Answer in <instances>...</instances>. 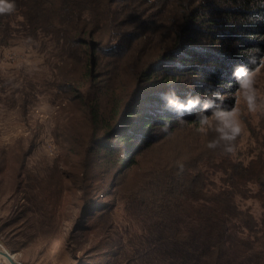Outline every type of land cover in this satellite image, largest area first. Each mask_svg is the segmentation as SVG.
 Wrapping results in <instances>:
<instances>
[{"label":"trees","instance_id":"1","mask_svg":"<svg viewBox=\"0 0 264 264\" xmlns=\"http://www.w3.org/2000/svg\"><path fill=\"white\" fill-rule=\"evenodd\" d=\"M13 2L14 11L0 15V92L19 79L2 68L9 48L53 55L39 84L65 111L52 134L77 157L70 178L80 190L67 239L107 229L118 209L132 221L134 262L264 264V131L254 156L212 151L211 138L182 135L198 125L200 109L180 125L161 99L171 89L182 99L219 92L223 107H236L234 66L251 70L264 57V0ZM26 88L23 96H36ZM148 151L159 156L147 168ZM104 238L94 248L113 259L119 251Z\"/></svg>","mask_w":264,"mask_h":264},{"label":"rangeland","instance_id":"2","mask_svg":"<svg viewBox=\"0 0 264 264\" xmlns=\"http://www.w3.org/2000/svg\"><path fill=\"white\" fill-rule=\"evenodd\" d=\"M9 49L4 54L9 61H4L2 68L9 78L19 79L9 90L0 92V248L18 264H143L132 261L136 257L129 259L134 254L129 241L134 234L128 232L132 221L123 210L116 209L110 215L107 229L74 241L67 239L80 210V190L70 178L71 173H77V157L69 151L64 136H53L55 121L65 111L48 103L51 95L47 85L39 84L54 57L46 52L30 58L34 54L24 49ZM26 73L33 75L32 81L23 77ZM51 76L49 73L47 79ZM28 86L38 90L36 96H23L21 91L28 93ZM255 88L258 102H264V66L258 69ZM236 107L241 110L245 132L236 140L232 156H254L261 148L264 111L248 112L243 99ZM198 126H191L182 135L215 137L211 130L207 134L198 132ZM158 156L148 151L145 166H152ZM162 159L169 158L162 154ZM246 198L256 205L253 197ZM102 236L106 247L115 246L119 251L113 259L99 255L102 250L94 248V242ZM0 264L11 263L0 255Z\"/></svg>","mask_w":264,"mask_h":264},{"label":"clouds","instance_id":"3","mask_svg":"<svg viewBox=\"0 0 264 264\" xmlns=\"http://www.w3.org/2000/svg\"><path fill=\"white\" fill-rule=\"evenodd\" d=\"M15 4L13 0H0V15L14 11ZM259 50H250L258 52ZM257 56L250 55L249 63L257 64ZM259 66H264V57L259 58ZM248 69L245 65L238 64L234 66L232 78L237 83L235 96L237 103L243 99L248 112L255 113L264 111V102H258L257 89L255 88L256 75L258 67ZM164 110L170 112L181 119L178 124L187 123L183 119L184 115L196 112L193 122L198 123L197 131L207 134L210 130L215 133V137L208 141L206 147L209 150H221L226 155L235 154L236 140L245 132L244 122L241 119V110L239 107L225 108L222 105L223 97L219 92H212L205 99L201 100L200 96L187 95L183 99L177 95L174 89L163 93L161 96ZM218 101L220 103H218ZM208 113H211L210 115ZM170 122L165 119L161 131L167 132ZM181 170L183 166L180 165Z\"/></svg>","mask_w":264,"mask_h":264},{"label":"bare ground","instance_id":"4","mask_svg":"<svg viewBox=\"0 0 264 264\" xmlns=\"http://www.w3.org/2000/svg\"><path fill=\"white\" fill-rule=\"evenodd\" d=\"M4 252H5V253H8V251H6V250L0 248V255L5 256V257H8ZM8 254L12 257V255H11L10 253H8ZM5 260H6V259H5ZM13 260H14V258H13ZM14 261H15V260H14ZM10 263H11V262H10ZM15 263L18 264L16 261H15ZM11 264H14V263H11Z\"/></svg>","mask_w":264,"mask_h":264},{"label":"water","instance_id":"5","mask_svg":"<svg viewBox=\"0 0 264 264\" xmlns=\"http://www.w3.org/2000/svg\"><path fill=\"white\" fill-rule=\"evenodd\" d=\"M5 253V252H4ZM7 256H8V260L11 262V263H15V261L13 260V257H11L8 253H5Z\"/></svg>","mask_w":264,"mask_h":264}]
</instances>
